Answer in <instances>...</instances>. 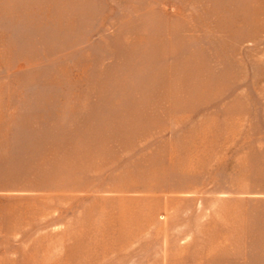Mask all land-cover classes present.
<instances>
[{"label":"rangeland","instance_id":"374dc122","mask_svg":"<svg viewBox=\"0 0 264 264\" xmlns=\"http://www.w3.org/2000/svg\"><path fill=\"white\" fill-rule=\"evenodd\" d=\"M0 264H264V0H0Z\"/></svg>","mask_w":264,"mask_h":264}]
</instances>
